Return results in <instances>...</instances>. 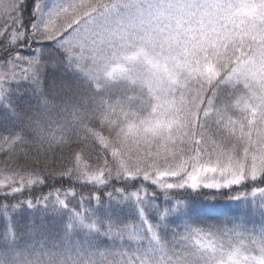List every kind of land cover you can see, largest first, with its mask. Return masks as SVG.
<instances>
[{
  "label": "snow or ice",
  "instance_id": "1",
  "mask_svg": "<svg viewBox=\"0 0 264 264\" xmlns=\"http://www.w3.org/2000/svg\"><path fill=\"white\" fill-rule=\"evenodd\" d=\"M0 264H264V0H0Z\"/></svg>",
  "mask_w": 264,
  "mask_h": 264
},
{
  "label": "trees",
  "instance_id": "2",
  "mask_svg": "<svg viewBox=\"0 0 264 264\" xmlns=\"http://www.w3.org/2000/svg\"><path fill=\"white\" fill-rule=\"evenodd\" d=\"M49 95H50V99L56 101V106L51 109V111L49 112V116L52 118H55V119H59L63 103L66 102L64 99L65 93L60 88V86L57 85L55 92L50 93ZM45 124H47L46 120H45ZM45 147H47V146H45ZM35 151H36V149L34 148L33 152H35ZM47 159H48V163H49V168H48L49 171H51L53 168H59L62 166L59 163L58 157H57V162H55V163L52 162V160H53L52 153L47 154ZM44 163H45V157H44V155H41V157H40L41 170H43ZM33 166H35V165H33ZM189 199L192 202H194V206L197 208L204 207L208 203H211L210 200L206 202L204 196H194L193 195V196H190ZM214 206L218 209L219 213H221V214H231V212H232V210L229 208V206L226 205L225 203H223L221 200H217L215 202ZM215 218H216L215 216L210 217V221L215 219Z\"/></svg>",
  "mask_w": 264,
  "mask_h": 264
}]
</instances>
